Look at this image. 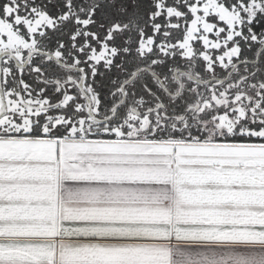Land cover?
I'll use <instances>...</instances> for the list:
<instances>
[{
	"label": "snow or ice",
	"instance_id": "snow-or-ice-1",
	"mask_svg": "<svg viewBox=\"0 0 264 264\" xmlns=\"http://www.w3.org/2000/svg\"><path fill=\"white\" fill-rule=\"evenodd\" d=\"M0 264H264V0H0Z\"/></svg>",
	"mask_w": 264,
	"mask_h": 264
}]
</instances>
